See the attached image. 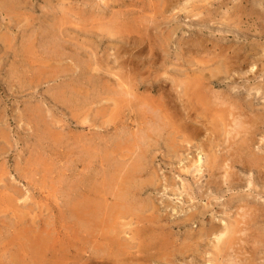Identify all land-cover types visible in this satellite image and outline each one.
Wrapping results in <instances>:
<instances>
[{"label": "rangeland", "instance_id": "374dc122", "mask_svg": "<svg viewBox=\"0 0 264 264\" xmlns=\"http://www.w3.org/2000/svg\"><path fill=\"white\" fill-rule=\"evenodd\" d=\"M0 2V264H100L92 254L105 251L102 233L80 231L75 218L88 207L165 214L176 251L150 264H264V0ZM251 149L259 164L249 163ZM186 215L194 219L185 224ZM117 225L126 238L152 236L129 218ZM218 231L234 242L220 256Z\"/></svg>", "mask_w": 264, "mask_h": 264}, {"label": "bare ground", "instance_id": "6f19581e", "mask_svg": "<svg viewBox=\"0 0 264 264\" xmlns=\"http://www.w3.org/2000/svg\"><path fill=\"white\" fill-rule=\"evenodd\" d=\"M1 3V2H0ZM4 3V2H3ZM12 3V2H11ZM15 3V2H14ZM8 4V3H7ZM10 5V4H9ZM9 5H8V9H9ZM197 5V4H196ZM0 6H2L1 4H0ZM4 6V5H3ZM11 6V5H10ZM12 7L13 6H11L10 8H11V10H12ZM16 7V6H15ZM14 7V8H15ZM18 7V6H17ZM2 8V7H1ZM13 8V9H14ZM7 9V10H8ZM92 9V8H91ZM4 10L5 9H3V12H4ZM10 10V11H11ZM194 10V9H193ZM19 11V10H18ZM12 12V11H11ZM13 12H14V10H13ZM83 14V13H82ZM239 14V13H238ZM93 17V16H92ZM60 19V18H59ZM130 19V18H129ZM54 22V21H53ZM64 22H65V20H64ZM122 23V22H121ZM127 24V23H126ZM44 29V28H43ZM135 29V28H134ZM1 30V29H0ZM45 30V29H44ZM136 32V31H135ZM5 33V32H4ZM138 33V32H137ZM139 34V33H138ZM5 35V34H4ZM158 35V34H157ZM132 37V36H131ZM4 38V37H3ZM32 38V37H31ZM143 38V37H142ZM148 38V37H147ZM47 41V40H46ZM11 42V41H10ZM50 42V41H49ZM140 42H141V40H140ZM192 42V41H191ZM34 43V42H33ZM57 43V42H56ZM43 44H44V42H43ZM59 45H60V43H59ZM143 45V44H142ZM150 46V45H149ZM49 47V46H48ZM56 47V46H55ZM61 47V46H60ZM59 47V48H60ZM66 48V47H65ZM137 48V47H136ZM35 49V48H34ZM37 49V48H36ZM43 49V48H42ZM63 49V48H62ZM138 49H140V48H138ZM151 49V48H150ZM147 52V51H146ZM154 52V51H153ZM38 53V52H37ZM40 53V52H39ZM79 53V52H78ZM83 54V53H82ZM134 54V53H133ZM77 56V55H76ZM78 57V56H77ZM223 57V56H222ZM62 58V57H61ZM79 58V57H78ZM117 58V57H116ZM30 59V58H29ZM35 59V58H34ZM79 59H81V58H79ZM119 59H121V58H119ZM127 59V58H126ZM132 59V58H131ZM230 59V58H229ZM245 59V58H244ZM170 60V59H169ZM23 61V60H22ZM85 61V60H84ZM94 61V60H93ZM124 61V60H123ZM131 61V60H130ZM135 61V60H134ZM242 60H240V62H241ZM104 62V61H103ZM118 62V61H117ZM142 62V61H141ZM124 63V62H123ZM227 63V62H226ZM248 63V62H247ZM24 64V63H23ZM32 64V63H31ZM115 64V63H114ZM117 64V63H116ZM132 64V63H131ZM145 64V63H144ZM148 64V63H147ZM96 65V64H95ZM253 65V64H252ZM23 66V65H22ZM25 66V65H24ZM99 66V65H98ZM122 67L124 66V65H121ZM128 66V65H127ZM130 66V65H129ZM132 66V65H131ZM219 66V65H218ZM64 67V66H63ZM82 67V66H81ZM80 67V68H81ZM91 67H92V65H91ZM223 67H224V64H223ZM22 68V67H21ZM85 68V67H84ZM105 68V67H104ZM125 68H126V66H125ZM135 68H136V66H135ZM219 68V67H218ZM226 68V67H225ZM122 69V68H121ZM150 69V68H149ZM229 69V68H228ZM227 69V70H228ZM240 69V68H239ZM83 70V69H82ZM92 70V69H91ZM147 70V69H146ZM188 70V69H187ZM55 71V70H54ZM62 71V70H61ZM102 71V70H101ZM191 71V70H190ZM20 72V71H19ZM27 72H28V70H27ZM57 72H59V71H57ZM83 72V71H82ZM127 72V71H126ZM188 72V71H187ZM193 72V71H192ZM196 72V71H195ZM212 72V71H211ZM35 73V72H34ZM45 73V72H44ZM95 73H96V71H95ZM179 73V72H178ZM200 74L201 72H196V74ZM203 73V72H202ZM213 73V72H212ZM216 73V72H215ZM220 73H222V72H219V74ZM17 74V73H16ZM21 74H23V73H21ZM32 74V73H31ZM132 74V73H131ZM177 74V73H176ZM176 74H174V76H176ZM190 74V73H189ZM216 74H218V72L216 73ZM218 74V75H219ZM50 75V74H49ZM58 75H60V74H58ZM92 75V74H91ZM101 75V74H100ZM99 75V76H100ZM123 75V74H122ZM203 75H204V73H203ZM21 76V75H20ZM32 76V75H31ZM125 76V75H124ZM138 76V75H137ZM179 76V75H178ZM184 76V75H183ZM197 76V75H196ZM28 77V76H27ZM91 77H93V76H91ZM122 77V76H121ZM188 77V76H187ZM187 77H185L184 79H186ZM31 78H33V77H31ZM46 78V77H45ZM98 78V77H97ZM178 78V77H177ZM197 78V77H196ZM210 78V77H209ZM124 79V78H123ZM179 79V78H178ZM188 80H189V83H191V79H189V78H187ZM186 79V81H187V83H188V80ZM207 79V78H206ZM35 80V79H34ZM78 80V79H77ZM102 80V79H101ZM145 80V79H144ZM181 80H183V79H181ZM180 80V81H181ZM194 80V79H193ZM192 80V81H193ZM199 80V79H198ZM203 80V79H202ZM208 81H209V79H207ZM28 81V80H27ZM38 81V80H37ZM41 81V80H40ZM68 81V80H67ZM134 81H135V79H134ZM137 81V80H136ZM165 81V80H164ZM180 81L178 82L179 84H180ZM185 81V82H186ZM206 81V80H205ZM22 82H23V79H22ZM29 82H30V80H29ZM163 81H161V83H162ZM194 82H196L195 80L193 81V85H194ZM38 83H40V82H38ZM78 83V82H77ZM153 83V82H152ZM182 83H184V82H182ZM198 83V82H197ZM21 84V83H20ZM26 84V83H25ZM29 84V83H28ZM81 84V83H80ZM88 84V83H87ZM107 84V83H106ZM154 85H155V83H153ZM199 84V83H198ZM197 84V85H198ZM214 84V83H213ZM217 84V83H216ZM31 85H33V84H31ZM79 85V84H78ZM158 85H159V83H158ZM186 85V84H185ZM187 85H189V84H187ZM196 84H195V88H197L196 86H197ZM206 85V84H205ZM90 86V85H89ZM103 86V85H102ZM136 86V85H135ZM165 86H166V84H165ZM174 86V85H173ZM172 86V87H173ZM200 86V85H199ZM203 86V85H202ZM202 86H200V88L202 87ZM32 87V86H31ZM30 87V88H31ZM104 87V86H103ZM108 87V86H107ZM155 87V86H154ZM184 87V86H183ZM186 87V86H185ZM190 87V86H189ZM191 87H193V86H191ZM209 87H210V85H209ZM51 88V87H50ZM98 88V87H97ZM157 88H158V86H157ZM162 88V87H161ZM204 88H206L205 86H204ZM203 88V89H204ZM32 89V88H31ZM149 89V88H148ZM152 89H155V88H152ZM151 89V90H152ZM198 89V88H197ZM209 89V88H208ZM164 90V89H163ZM175 90V89H174ZM214 90V89H213ZM170 91H172V90H170ZM170 91H168L169 92V94H170ZM140 92V91H139ZM150 92V91H149ZM174 92V91H173ZM177 92V91H176ZM195 93H196V95H195V93L193 94L194 96H197V97H200V100L201 99H203L201 96H203L199 91H194ZM206 93L207 92H209V90L208 91H205ZM79 93V92H78ZM178 93V92H177ZM186 93H187V91H186ZM205 93V94H206ZM211 93V92H210ZM69 94V93H68ZM106 94H108L107 92H106ZM158 94V93H157ZM156 94V95H157ZM161 94H162V92H161ZM165 94V93H164ZM171 94H172V92H171ZM181 94V93H180ZM192 94V93H191ZM204 94V95H205ZM187 95L189 96V94L187 93ZM208 95H210V94H208ZM55 96V95H54ZM163 96V95H162ZM176 96V95H175ZM182 97H184L183 96V94L181 95ZM206 96H207V94H206ZM205 96V97H206ZM212 96H213V93H212ZM211 96V97H212ZM215 96V95H214ZM62 97V96H61ZM170 97V96H169ZM172 97V96H171ZM170 97V98H171ZM209 97V96H208ZM98 98V97H97ZM213 98V97H212ZM93 99V98H92ZM161 99V98H160ZM179 99V98H178ZM183 99V98H182ZM64 100V99H63ZM77 100V99H76ZM94 100V99H93ZM165 100V99H164ZM171 100V99H170ZM175 100H176V97H175ZM190 100V99H189ZM191 100H193V99H191ZM204 100V99H203ZM206 100V99H205ZM207 100H208V98H207ZM212 100V99H211ZM96 101V100H95ZM159 101V100H158ZM166 101V100H165ZM174 101V100H173ZM194 101V100H193ZM199 101V100H198ZM197 101V102H198ZM213 101V100H212ZM59 102V101H58ZM183 102H184V100H183ZM199 102H201V101H199ZM188 103H190V102H188ZM164 104V103H163ZM173 104V103H172ZM192 104H194V103H192ZM70 105V104H69ZM187 105H190V104H187ZM195 105V104H194ZM200 105V104H199ZM203 105V104H202ZM154 106H155V104H154ZM198 106V105H197ZM209 106H210V102H209ZM215 106H217V105H215ZM215 106H214V108H215ZM167 107V106H166ZM189 107V106H188ZM191 107V106H190ZM196 107V106H195ZM203 107H205L204 105H203ZM219 107V106H218ZM28 108V107H27ZM156 108H158V107H156ZM163 108V107H162ZM176 108V107H175ZM213 108V107H212ZM228 108V107H227ZM42 109V108H41ZM74 109V108H73ZM136 109H137V107H136ZM178 109V108H177ZM176 109V110H177ZM189 109V108H188ZM196 109H198V107L196 108ZM216 109V108H215ZM237 109V108H236ZM39 110V109H38ZM220 110V109H219ZM28 111V110H27ZM32 111V110H31ZM36 111V110H35ZM40 111V110H39ZM161 111V110H160ZM29 112H30V110H29ZM29 112H27V113H29ZM33 112V111H32ZM154 112V111H153ZM176 112V111H175ZM180 112H181V109H180ZM31 113V112H30ZM34 113V112H33ZM38 113V112H37ZM37 113L35 114V115H37ZM71 113V112H70ZM156 113H157V110H156ZM177 113V112H176ZM183 113V112H182ZM152 114H154V113H151V115ZM158 115L160 114V113H157ZM26 115V114H25ZM150 115V114H149ZM201 115V114H200ZM199 115V116H200ZM156 116V115H155ZM26 118V117H25ZM38 118H40L39 116H38ZM149 118V117H148ZM203 118V117H202ZM27 119V118H26ZM155 119V118H154ZM195 119V118H194ZM204 119H205V117H204ZM28 120V119H27ZM212 120V119H211ZM31 121V120H30ZM151 121V120H150ZM158 121V120H157ZM180 121V120H179ZM29 122V121H28ZM34 122V121H33ZM148 122V121H147ZM177 122V121H176ZM214 122V121H213ZM32 123V122H31ZM154 123H155V121H154ZM252 123V122H251ZM33 124H35V123H33ZM180 124V123H179ZM183 124H186V123H184L183 122ZM210 124V123H209ZM26 125V124H25ZM156 125V124H155ZM166 125V124H165ZM182 125V124H181ZM199 125V124H198ZM202 125V124H201ZM33 126V125H32ZM204 126V125H203ZM211 126V125H210ZM218 126V125H217ZM36 127V126H35ZM46 127V126H45ZM144 127V126H143ZM149 127V126H148ZM156 127H159L158 125L156 126ZM179 128H180V126H178ZM184 125H183V127H182V130L184 129ZM34 128V127H33ZM48 128V127H47ZM166 128H168V127H166ZM212 128V127H211ZM241 128V127H240ZM31 129V128H30ZM150 129V128H149ZM191 129H195V128H193V127H191ZM222 129V128H221ZM35 130V129H34ZM68 130V129H67ZM146 129H144V131H145ZM161 130V129H160ZM166 130V129H165ZM192 130V131H193ZM217 130V129H216ZM40 131V130H39ZM48 131V130H47ZM50 131V130H49ZM136 131V130H135ZM139 131V130H138ZM150 131V130H149ZM238 131V130H237ZM41 132V131H40ZM30 133V132H29ZM42 133V132H41ZM45 133H48V132H45ZM133 133H134V131H133ZM149 133V132H148ZM159 133H161V132H159V130H157V133L156 134H158L159 135ZM211 133V132H210ZM153 134V133H152ZM213 134V133H212ZM218 134V133H217ZM223 134V133H222ZM134 135V134H133ZM139 135V134H138ZM98 136V135H97ZM123 136H125V134L123 135ZM135 136H136V133H135ZM154 136V135H153ZM173 136V135H172ZM211 136H213V135H211ZM151 137H152V135H151ZM165 137V136H164ZM178 137V136H177ZM217 137V136H216ZM36 138V137H35ZM42 138H44V137H42ZM129 138H132V137H129ZM175 138V137H174ZM30 139V138H29ZM107 139V138H106ZM110 139V138H109ZM116 139H117V137H116ZM120 139H124V138H119V140ZM144 139V138H143ZM157 139H159V137L157 138ZM212 139V138H211ZM82 140V139H81ZM118 140V139H117ZM140 140H142V139H140ZM191 140V139H190ZM250 140V139H249ZM76 141V140H75ZM108 141V140H107ZM110 141V140H109ZM114 141H115V139H114ZM114 141H111V143H113ZM134 141V143H135V139L133 140ZM155 141V140H154ZM156 141H158V140H156ZM213 141V140H212ZM251 141V140H250ZM81 142V141H80ZM80 142H79V144H80ZM120 143L118 144V145H120L122 142L121 141H119ZM117 143V142H116ZM124 143V142H123ZM127 143H128V141H127ZM133 143V142H132ZM131 143V144H132ZM136 143H138V141L136 142ZM252 142H250V144H251ZM41 144V143H40ZM66 144V143H65ZM68 144V143H67ZM92 144V143H91ZM142 144V143H141ZM152 144V143H151ZM182 144V143H181ZM252 144H254V143H252ZM115 145V144H114ZM150 145V144H149ZM241 145V144H240ZM106 146V145H105ZM112 146V145H111ZM117 146V145H116ZM141 146V145H140ZM183 146V145H182ZM216 146V145H215ZM37 147V146H36ZM48 147V146H47ZM83 147V146H82ZM121 147V146H120ZM125 147V146H124ZM143 147V146H142ZM185 147V146H184ZM245 147V146H244ZM253 147V146H252ZM87 148V147H86ZM101 148V147H100ZM122 148V147H121ZM137 148V147H136ZM144 148V147H143ZM151 148H152V146H151ZM213 148V147H212ZM60 149V148H59ZM70 149V148H69ZM108 149V148H107ZM110 149V148H109ZM148 149V148H147ZM186 149V148H185ZM241 149V148H240ZM47 150V149H46ZM101 150V149H100ZM118 150H120V149H118ZM211 150V149H210ZM252 150V149H251ZM52 151V150H51ZM121 151V150H120ZM123 151V150H122ZM144 150H142L141 151V153H143V154H145L144 152H143ZM182 151V150H181ZM248 151V150H247ZM253 151V150H252ZM85 152V151H84ZM137 152V151H136ZM178 152V151H177ZM231 152V151H230ZM111 153H112V151H111ZM114 153V152H113ZM116 153V152H115ZM141 153H140V155H141ZM245 153V152H244ZM254 153V151L252 152V153H250V155L248 156L249 157V159H251L253 162H249L250 164L251 163H254V165L259 161V159H257L256 158V156H255V154H253ZM89 154V153H88ZM117 154L118 155H120L121 153H119V152H117ZM117 154H116V156H117ZM136 154V153H135ZM148 154V153H147ZM180 154V153H179ZM44 155V154H43ZM105 155V154H104ZM111 155H114V154H111ZM125 155V154H124ZM216 155V154H215ZM228 155V154H227ZM235 155V154H234ZM246 155H248L247 153H246ZM89 156V155H88ZM94 156V155H93ZM121 156V155H120ZM229 156V155H228ZM71 157V156H70ZM95 157V156H94ZM105 157H108V156H106L105 155ZM114 157V156H113ZM142 157V156H141ZM155 157V156H154ZM232 157V156H231ZM244 157H245V155H244ZM260 157H262V156H260ZM259 157V158H260ZM89 158V157H88ZM126 157H124V159H125ZM130 158V157H129ZM216 158V157H215ZM223 158V157H222ZM222 158H220L221 159V161H222ZM236 158V157H235ZM238 158V157H237ZM263 158V157H262ZM90 159H91V156H90ZM107 159V158H106ZM119 159H123V157L121 158V157H119ZM213 159H214V157H213ZM220 159H219V162L218 163H215L214 162V160L213 161H211V162H209V160H208V162H209V166H211V165H213V167H210L209 169L211 170V173H213L215 170H216V167H218V165H219V163H221L220 162ZM225 158H223V160H224ZM230 159V158H229ZM264 159V158H263ZM263 159H260V161L261 160H263ZM93 160H94V158H93ZM114 160V159H113ZM126 160V159H125ZM141 160H143V159H141ZM199 160V159H198ZM226 160V159H225ZM231 160V159H230ZM241 160V159H240ZM239 160V161H240ZM242 160H245V158H243ZM121 161V160H120ZM123 161V160H122ZM127 161V160H126ZM228 161V160H227ZM235 161V160H234ZM248 161H250V160H248ZM259 161V162H260ZM105 162V161H104ZM103 162V163H104ZM129 162V161H128ZM141 162V161H140ZM198 162V161H197ZM196 162V163H197ZM200 162V161H199ZM217 162V161H216ZM223 162L224 161H222V164H223ZM231 162V161H230ZM238 162V161H237ZM236 162V163H237ZM244 162V161H243ZM246 162V161H245ZM122 163V162H121ZM142 163V162H141ZM232 163V162H231ZM234 163V162H233ZM88 164V163H87ZM126 164V163H125ZM198 164H200V163H198ZM218 164V165H217ZM238 164H239V162H238ZM257 164H259V163H257ZM89 165V164H88ZM129 165V164H128ZM142 165V164H141ZM232 165H234V164H232ZM262 165V164H261ZM86 166V165H85ZM138 166V165H137ZM198 166H200V165H198ZM253 166V165H252ZM88 167V166H87ZM119 167V166H118ZM123 167V166H122ZM128 167V166H127ZM144 167V166H143ZM151 167V166H150ZM221 167H223L222 165H221ZM254 167V166H253ZM148 168V167H147ZM147 168H145V169H147ZM200 168H201V166H200ZM231 168V167H230ZM252 168V167H251ZM257 168H259V167H257ZM120 169V168H119ZM128 169V168H127ZM186 169V168H185ZM221 169V168H220ZM105 170V169H104ZM114 170V169H113ZM126 170V169H125ZM139 170V169H138ZM187 170V169H186ZM197 170V169H196ZM199 170V169H198ZM219 170V169H218ZM256 170V169H255ZM260 170V169H259ZM87 171V170H86ZM143 171V170H142ZM141 171V172H142ZM144 171H146V170H144ZM158 171V170H157ZM156 171V172H157ZM264 171V170H263ZM115 172V171H114ZM118 172V171H117ZM122 172H123V170H122ZM201 172V171H200ZM218 172V171H217ZM256 172H258V171H256ZM71 173V172H70ZM113 173V172H112ZM119 173V172H118ZM138 173V172H137ZM144 173V172H143ZM148 173V172H147ZM188 173V172H187ZM210 172H209V174H211ZM215 173V172H214ZM259 173V172H258ZM82 174V173H81ZM115 174V173H114ZM123 174V173H122ZM139 174V173H138ZM260 174V173H259ZM262 174H264V173H262ZM113 175V174H112ZM129 174L127 173V176H128ZM121 176V175H120ZM119 176V177H120ZM122 176H124V175H122ZM132 176H134V175H131V177ZM140 176V175H139ZM203 176H204V174H203ZM217 176V175H216ZM215 176V177H216ZM230 176V175H229ZM116 177V176H115ZM129 177H130V175H129ZM210 177V176H209ZM81 178V177H80ZM107 178V177H106ZM109 178V177H108ZM112 178V177H111ZM111 178H110V181H111ZM123 178V177H122ZM125 178H128V177H125ZM124 178V179H125ZM264 178V177H263ZM116 179H117V177H116ZM142 179V178H141ZM210 179V178H209ZM224 179V178H223ZM87 180V179H86ZM113 180V179H112ZM120 180V179H119ZM126 180V179H125ZM130 180V179H129ZM128 180V181H129ZM152 180V179H151ZM154 180V179H153ZM222 180V179H221ZM264 180V179H263ZM72 181V180H71ZM70 181V182H71ZM89 181V180H88ZM116 181V180H115ZM215 181V180H214ZM69 182V183H70ZM87 182V181H86ZM85 182V183H86ZM104 182H106L107 183V181H104ZM127 182V181H126ZM132 182V181H131ZM234 181H232V183H233ZM84 183V182H83ZM88 183H90V182H88ZM111 183V182H110ZM109 183V184H110ZM128 183V182H127ZM130 183V182H129ZM128 183V184H129ZM147 183V182H146ZM145 183V184H146ZM214 183V182H213ZM224 183V182H223ZM229 183V182H228ZM232 183H230V184H232ZM73 184V183H72ZM87 184V183H86ZM105 184V183H104ZM112 185L113 184H115V183H111ZM133 184V183H132ZM136 184V183H135ZM139 184V183H138ZM144 184V185H145ZM149 185V184H148ZM84 186V185H83ZM108 186V185H107ZM116 185H114V187H115ZM129 186H130V184H129ZM154 186V185H153ZM216 186V185H215ZM218 186H219V184H218ZM102 187V186H101ZM106 187V186H105ZM117 187V186H116ZM116 187H115V189H116ZM121 187V186H120ZM132 187V186H131ZM135 187V186H134ZM139 187L141 188V187H143V186H140L139 185ZM145 187V186H144ZM152 187V186H151ZM222 187V186H221ZM12 188V187H11ZM90 188V187H89ZM113 188V187H112ZM125 188H128V186H126L125 185ZM146 188V187H145ZM85 189V188H84ZM88 189V188H87ZM96 189H98V188H96ZM102 188H100V190H101ZM118 189V188H117ZM121 189H122V187H121ZM142 189V188H141ZM157 189V188H156ZM223 189V188H222ZM89 190H91V189H89ZM122 190H124V189H122ZM122 190H119V191H122ZM129 190V189H128ZM133 190V189H132ZM146 190V189H145ZM151 190V189H150ZM164 190H165V188H164ZM1 191H4L3 189L1 190ZM108 191V190H107ZM114 191H116V190H114ZM127 191V190H126ZM137 190L135 189V192H136ZM144 191V190H143ZM11 192V191H10ZM100 192H102V191H100ZM111 193H112V191H110ZM147 192V191H146ZM152 192V191H151ZM157 192V191H156ZM187 192V191H186ZM84 193V192H83ZM89 193H90V191H89ZM97 193V192H96ZM103 193V192H102ZM118 193H120V192H118ZM117 193V194H118ZM122 193V192H121ZM144 193V192H143ZM154 193V192H153ZM158 193V192H157ZM107 194V193H106ZM149 194V193H148ZM112 195V194H111ZM110 195V196H111ZM125 196H126V194H124ZM127 195H128V193H127ZM142 195V194H141ZM189 195V194H188ZM89 196V195H88ZM113 196V195H112ZM124 196V197H125ZM137 196V195H136ZM190 196H192V195H190ZM189 196V197H190ZM87 197V196H86ZM89 197H91V196H89ZM89 197H88V199H89ZM114 197V196H113ZM133 197V196H132ZM137 197H139V196H137ZM83 198H84V196H83ZM93 198V197H92ZM134 198V197H133ZM132 198V199H133ZM145 198V197H144ZM150 198V197H149ZM87 198H86V200H88ZM112 199V198H111ZM114 199V198H113ZM118 199V198H117ZM127 199V198H126ZM153 199H155V198H153ZM79 200H81V199H79ZM95 200V199H94ZM93 200V201H94ZM106 200V199H105ZM123 200V199H122ZM131 200V199H130ZM141 200V199H140ZM146 200V199H145ZM190 200V199H189ZM192 200H195V199H192L191 198V202H192ZM96 201V200H95ZM120 201H121V199H120ZM126 201V200H125ZM127 201H129L128 199H127ZM152 201H154V200H152ZM151 201V202H152ZM164 201V200H163ZM102 202V201H101ZM117 202V201H116ZM131 202V201H130ZM135 202H138V201H136L135 200ZM141 202V201H140ZM161 202V201H160ZM189 202V201H188ZM187 202V203H188ZM89 202H87L86 203V205H89L88 204ZM97 203H98V200H97ZM106 202L104 201V204H105ZM118 203V202H117ZM163 203V202H162ZM190 203V202H189ZM188 203V204H189ZM92 204V203H91ZM99 204V203H98ZM112 204V203H111ZM116 203L114 202V205H115ZM131 204V203H130ZM159 204V203H158ZM165 204V203H164ZM230 204V203H229ZM232 204V203H231ZM246 204V203H245ZM70 205V204H69ZM81 205V204H80ZM95 205V204H94ZM97 205V204H96ZM117 205H119V204H117ZM124 205H126L127 206V204H124ZM123 205V206H124ZM248 205H249V203H248ZM247 204H246V206H248ZM75 206V205H74ZM77 206V205H76ZM105 208H107L105 205H103ZM122 206V207H123ZM138 206V205H137ZM144 206V205H143ZM164 206V205H163ZM202 206V205H201ZM245 206V205H244ZM245 206V208H247L248 209V211H249V213H250V211L252 212V211H256V210H252V208L250 207V208H248V207H246ZM70 207V206H69ZM72 207V206H71ZM95 207V206H94ZM112 207H113V205H112ZM130 207V206H129ZM133 207V206H132ZM139 207V206H138ZM153 207V206H152ZM192 207V206H191ZM258 207V206H257ZM77 208H78V206H77ZM89 208V207H88ZM88 208H83V209H85V210H83L82 212H80V213H78V215L75 217L77 220H79V228H80V231L83 229V230H85L86 229V231H89V230H87V229H90V228H94V230H98L99 229V231L102 233V235H101V240H102V242L100 243V245H101V247H104L105 248V251L101 254V255H99V253H97L96 254V252H95V255L94 254H92V256L93 257H96L95 258V260H98L99 262H100V264H104V263H107V264H134V263H137V264H150L152 261H154L155 260V257H162V260H163V258H164V261L163 262H166V261H168L169 260V258L168 257H170V254H172V253H174L176 250H173L174 248H175V242L177 241H170V237H172V234L171 233H169L168 231L169 230H171L173 227H174V225H173V223H172V226L173 227H169V224L170 223H168V226H166V225H161V222H162V220H163V216L165 215H157V214H155V213H149V214H144V213H142V209L141 208H139V211H140V209H141V212L139 213V212H135V213H130V212H128L127 210H125V211H123L122 209L121 210H119V211H109V212H106L107 210H104L105 212L103 213H101V212H95V211H89V210H87ZM95 208H97V207H95ZM100 208V206L97 208V210ZM104 208V209H105ZM109 208V207H108ZM136 207H134V209H135ZM148 207H146V209H147ZM150 208V207H149ZM259 208H261V207H259ZM263 208V207H262ZM261 208V209H262ZM81 209V208H80ZM125 209H128V206L127 207H125ZM130 210H132L131 209V207L129 208ZM151 209H153V208H151ZM155 209V208H154ZM173 209V208H172ZM239 209V208H238ZM247 209H246V211H247ZM251 209V210H250ZM258 209V208H257ZM261 209H260V212L262 213L263 211H261ZM74 210V209H73ZM77 210V209H76ZM96 210V209H95ZM96 210V211H97ZM109 210V209H108ZM173 210H175V209H173ZM207 210V209H206ZM262 210H264V209H262ZM135 211V210H134ZM149 211V210H148ZM156 211H158V210H156ZM160 211H161V209H160ZM193 211V210H192ZM245 211V213H248V211L246 212ZM73 212V211H72ZM132 212V211H131ZM152 212V211H151ZM195 211H193L192 213H194ZM76 213V212H75ZM75 213H73V215L75 216ZM158 213V212H157ZM173 213V212H172ZM188 213H190V212H188ZM191 213V214H192ZM197 213V212H196ZM201 213H202V209H201ZM254 213V212H253ZM253 213H250V215H252ZM77 214V213H76ZM160 214V213H159ZM190 214V215H191ZM255 214H256V212H255ZM168 215V214H167ZM197 215L199 216V214L197 213ZM202 215H203V213H202ZM249 214H247V216H248ZM258 215V214H257ZM256 215V216H257ZM188 215H186V217H187ZM198 216H197V219H198ZM204 216V215H203ZM212 216V215H211ZM245 216V215H244ZM247 216H245V219H246V221L243 219H240V220H242V222H247V220H249L248 218H250V217H253V216H250V217H248V218H246ZM260 216H261V214H260ZM262 216H263V213H262ZM70 217V216H69ZM174 217V216H173ZM184 217V216H183ZM185 217V218H186ZM189 218L185 221V224H186V222L187 221H190V220H193L194 218H193V216H188ZM191 217V218H190ZM240 217H241V215H240ZM127 218H129V220H134L135 221V224H137L138 225V227H141L142 229H140L139 231H142V232H144L145 234L147 233L146 231L148 230V231H150V235H152V236H150L149 238H147V237H145L144 235L142 236V234H138L139 236H137V235H135V233H133L134 235H132L130 238H126L125 237V234L127 233V231L123 228V227H121V226H118L117 225V223H118V221L120 222V220H125V219H127ZM131 218V219H130ZM168 218H171V217H169L168 216ZM167 218V219H168ZM184 218V219H185ZM203 218V217H202ZM212 218V217H211ZM244 218V217H243ZM256 218V217H255ZM263 218V217H262ZM166 219V220H167ZM177 219V218H176ZM183 219V218H182ZM214 219V218H213ZM253 219V218H252ZM251 219V220H252ZM171 219H169V221H170ZM236 220V219H235ZM239 220V219H238ZM257 220V219H256ZM173 221V220H172ZM212 221V220H211ZM254 221V219L252 220V222ZM258 221H260V220H258ZM258 221H256V222H258ZM126 222V221H125ZM131 222V221H130ZM180 222V221H179ZM182 222V221H181ZM251 222V223H252ZM256 222H255V224H256ZM121 223H123V222H121ZM174 223H175V221H174ZM178 222L176 221V224H177ZM194 223V222H193ZM211 223V222H210ZM248 223V222H247ZM254 223V222H253ZM71 225H72V223H70ZM126 224V223H125ZM131 224V223H130ZM189 224V223H188ZM245 224V223H244ZM249 224H250V220H249ZM248 224V225H249ZM243 225V224H242ZM254 225V224H253ZM75 226H77L76 224H75ZM75 226H73V227H75ZM122 226H123V224H122ZM128 226H130L129 225V222H128ZM132 226V225H131ZM181 226H182V223H181ZM215 226V225H214ZM246 226H247V224H246ZM70 227H72V226H70ZM176 227V226H175ZM174 227V228H175ZM227 227V226H226ZM231 227V226H230ZM244 226H242V228H243ZM249 227H251V226H248V228ZM76 228V227H75ZM133 228V227H132ZM245 228V227H244ZM177 229V228H176ZM208 229V228H207ZM71 230H73L72 228H71ZM128 230V229H127ZM192 230V229H191ZM190 230V231H191ZM202 230H205V229H202ZM235 230L237 231V229L235 228ZM234 230V231H235ZM75 230H73V232H74ZM136 231V230H135ZM194 231V230H193ZM214 231H216V228L215 227H212L211 226V228L210 229H208V231H207V233L208 234H212V232H214ZM230 231H231V228H230ZM229 231V232H230ZM83 232V231H82ZM93 232V231H92ZM128 232H130V229H129V231ZM202 233H203V231H201ZM201 232H200V234H201ZM95 233V232H94ZM173 233V232H172ZM178 233V232H177ZM189 233V232H188ZM195 232H192V234H194ZM199 233V232H198ZM241 233H243V232H241ZM71 234H72V232H71ZM74 234V233H73ZM75 234H79V233H75ZM130 233H128V236H130L129 235ZM175 234V233H174ZM197 234V233H196ZM195 234V235H196ZM226 234V232L225 231H218V233L216 234L217 235V247H218V250L217 249H214V247H213V249L214 250H216V251H219V256L220 255H222L221 253L222 252H224L225 250H224V248L226 249V246L228 245V244H230L231 245V243L233 242L232 241V239L231 240H229L228 238H229V236H228V234H227V236H228V238H225L224 237V235ZM184 235H185V233H184ZM183 235V236H184ZM187 235H189V234H187ZM195 235H193V236H195ZM199 235V234H198ZM197 235V236H198ZM203 235V234H202ZM233 235V234H232ZM237 235V234H236ZM254 235V234H253ZM87 236H89V235H87ZM91 236V235H90ZM98 236H99V233H98ZM148 236V235H147ZM174 236V235H173ZM207 236V235H206ZM209 236V235H208ZM234 237H235V234L233 235ZM237 236H239V234L237 235ZM92 237H94V236H92ZM91 237V238H92ZM177 237V236H176ZM179 237V236H178ZM177 237V238H178ZM188 237V236H187ZM199 237H200V235H199ZM198 237V238H199ZM204 237V236H203ZM203 237L201 238V240L203 239ZM211 237V236H210ZM79 238H80V236H79ZM180 238V237H179ZM192 238V237H191ZM200 238H199V240H200ZM224 238H225V240H224ZM237 238V237H236ZM174 239V238H173ZM190 239V238H189ZM193 239V238H192ZM192 239H191V241H192ZM196 239H197V237H196ZM223 239V240H222ZM254 239V238H253ZM200 240V241H201ZM205 240V239H204ZM207 240V239H206ZM234 241H235V239H233ZM239 240V239H238ZM255 241H257V239H254ZM83 241H84V239H83ZM181 241H183V239L181 240ZM185 241V240H184ZM190 241V242H191ZM197 241V240H196ZM199 241V242H200ZM228 241V242H227ZM232 241V242H231ZM206 242H209V240H207ZM238 243H239V241H237ZM98 243V242H97ZM180 243V242H179ZM185 243V242H184ZM184 243H180L181 245H180V248L181 247H183L182 245L184 244ZM188 243V242H187ZM193 243V241L191 242V244ZM198 243V242H197ZM200 243H202L203 244V242L201 241ZM200 243H198V244H200ZM254 243H256V242H254ZM189 244V243H188ZM209 244V243H208ZM233 244H234V242H233ZM72 245V244H71ZM238 245H240V243L238 244ZM254 245V244H253ZM55 246H57V245H55ZM194 246H195V244H194ZM197 246V245H196ZM195 246V247H196ZM213 246V245H212ZM232 246V245H231ZM259 246V245H258ZM262 246L264 247V236H262ZM199 247H201V246H198V247H196V248H199ZM230 247V246H229ZM239 247H242V246H239ZM59 248V247H58ZM188 248V247H187ZM195 248V249H196ZM237 249H238V247H236ZM235 248V249H236ZM60 249V248H59ZM85 249V248H84ZM177 249H179V248H177ZM232 249V248H231ZM230 249V250H231ZM261 249V248H260ZM77 250V249H76ZM80 250V249H79ZM197 250V249H196ZM227 250V249H226ZM232 250H234V249H232ZM262 250V249H261ZM46 251V249L44 250V252ZM93 251V250H92ZM198 251V250H197ZM212 251V250H211ZM215 251V252H216ZM238 252H239V250H237ZM241 251H243V250H241ZM42 252V251H41ZM66 252V251H65ZM100 252H101V250H100ZM184 252V251H183ZM199 252V251H198ZM227 252V251H226ZM226 252H224L225 254H226ZM244 252V251H243ZM251 252V251H250ZM257 252V251H256ZM47 253V252H46ZM45 253V254H46ZM79 253V252H78ZM178 253V252H177ZM192 253V252H191ZM191 253H189V254H191ZM43 254V253H42ZM62 254V253H61ZM82 254H83V252H82ZM188 254V255H189ZM211 254H213V253H211ZM217 254V253H216ZM231 254V253H230ZM245 254V253H244ZM54 255V254H53ZM56 255V254H55ZM60 255V254H59ZM64 255V254H63ZM175 255V254H174ZM173 255V256H174ZM183 255V254H182ZM192 255V254H191ZM240 255V254H239ZM66 256V255H65ZM195 256H197L196 254H195ZM226 256V255H225ZM229 256V255H228ZM236 255L234 254V257H235ZM223 257V256H222ZM233 257V258H234ZM240 257V256H239ZM242 257V256H241ZM254 257V256H253ZM46 258V257H45ZM45 258H43V259H45ZM50 258V257H49ZM57 258V257H56ZM65 258V257H64ZM68 258H69V256H68ZM72 258V257H71ZM86 258V257H85ZM225 258H227V256L225 257ZM37 259H39V258H37ZM158 259V258H157ZM168 259V260H167ZM172 259V258H171ZM170 259V260H171ZM177 259V258H176ZM215 259H217V258H215ZM222 259V258H221ZM228 259V258H227ZM231 259V258H230ZM243 259V258H242ZM250 259H252V258H250ZM40 260V259H39ZM53 260V259H52ZM77 260V259H76ZM161 259H160V261H162ZM175 260V259H174ZM174 260H171V261H174ZM178 260V259H177ZM237 260V259H236ZM253 260V259H252ZM251 260V261H252ZM44 261V260H43ZM51 261V260H50ZM55 261V260H54ZM91 261H93V260H91ZM132 261H136V262H134V263H132ZM159 261V262H160ZM191 261V260H190ZM193 261V260H192ZM209 261V260H208ZM213 261V260H212ZM221 261V260H220ZM230 261V260H229ZM232 261V260H231ZM234 261V260H233ZM35 262V261H34ZM64 262V261H63ZM73 262H74V260H73ZM78 262V261H77ZM82 262H84V261H82ZM89 262V261H88ZM195 262V261H194ZM193 262V263H194ZM210 262V261H209ZM216 262L218 263V264H220L221 262H218L217 260H216ZM225 262V261H224ZM227 262V261H226ZM239 262V261H238ZM242 262V261H241ZM245 262H246V260H245ZM249 262V261H248ZM43 264L45 263V262H42ZM59 263V262H58ZM69 263V262H68ZM157 263V262H156ZM167 263H169V261L167 262ZM172 263V262H171ZM174 263V262H173ZM185 263V262H184ZM192 263V264H193ZM216 263V264H217ZM234 263V262H233ZM243 263V262H242ZM39 264V263H38ZM54 264H55V262H54ZM65 264V263H64ZM71 264V263H70ZM92 264V263H91ZM162 264H164V263H162ZM176 264V263H175ZM190 264H191V262H190ZM211 264H213L212 262H211ZM215 264V263H214ZM253 264V263H252Z\"/></svg>", "mask_w": 264, "mask_h": 264}]
</instances>
